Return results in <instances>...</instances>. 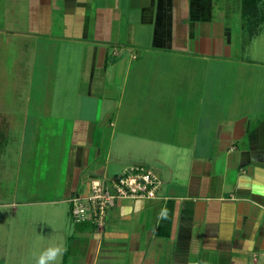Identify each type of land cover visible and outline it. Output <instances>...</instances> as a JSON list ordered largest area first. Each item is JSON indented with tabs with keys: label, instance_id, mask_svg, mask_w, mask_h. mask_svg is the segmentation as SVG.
Returning <instances> with one entry per match:
<instances>
[{
	"label": "crops",
	"instance_id": "obj_1",
	"mask_svg": "<svg viewBox=\"0 0 264 264\" xmlns=\"http://www.w3.org/2000/svg\"><path fill=\"white\" fill-rule=\"evenodd\" d=\"M28 2L24 29L8 30L14 65L62 81L32 107H0L15 252L264 264V0ZM131 165L154 170L157 199L120 201L101 229L72 221L73 196Z\"/></svg>",
	"mask_w": 264,
	"mask_h": 264
},
{
	"label": "rangeland",
	"instance_id": "obj_2",
	"mask_svg": "<svg viewBox=\"0 0 264 264\" xmlns=\"http://www.w3.org/2000/svg\"><path fill=\"white\" fill-rule=\"evenodd\" d=\"M28 16V0H0V107L6 109L32 107L33 98L36 95L58 93L59 84L62 81L61 74L59 75L57 72L59 68L57 71L55 70L57 72L55 76L45 77L43 73H40L41 76L33 73L38 69L34 70L30 66L23 67V65L18 68V65H14L15 55L12 49L18 43L14 42V38L10 36L8 30H13L16 25H18L17 28L24 29ZM23 22H25V26L20 25ZM56 84L58 86H55ZM41 98L39 102L35 100L36 106L45 107L43 96ZM2 185L5 191H9L13 181L7 176ZM13 199L10 194L0 196V204L4 205L0 208V261L4 264H37L39 258L31 255V247L28 241L20 245L19 252H15L12 236L15 228L14 219L11 216V207H8ZM22 233L24 234V232ZM25 234L27 233L25 232ZM26 237L23 235L24 239H27ZM22 247L23 251L21 250ZM20 254L22 255L19 256Z\"/></svg>",
	"mask_w": 264,
	"mask_h": 264
},
{
	"label": "built area",
	"instance_id": "obj_3",
	"mask_svg": "<svg viewBox=\"0 0 264 264\" xmlns=\"http://www.w3.org/2000/svg\"><path fill=\"white\" fill-rule=\"evenodd\" d=\"M161 185L154 170L145 165L127 166L115 177L93 178L86 193L69 200L71 218L101 229L109 210L120 201L157 199Z\"/></svg>",
	"mask_w": 264,
	"mask_h": 264
},
{
	"label": "clouds",
	"instance_id": "obj_4",
	"mask_svg": "<svg viewBox=\"0 0 264 264\" xmlns=\"http://www.w3.org/2000/svg\"><path fill=\"white\" fill-rule=\"evenodd\" d=\"M61 255L60 248H50L41 254L37 264H52Z\"/></svg>",
	"mask_w": 264,
	"mask_h": 264
}]
</instances>
